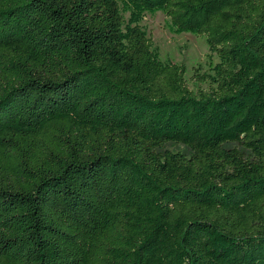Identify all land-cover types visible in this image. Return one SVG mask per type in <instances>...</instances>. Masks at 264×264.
<instances>
[{
    "label": "trees",
    "instance_id": "obj_1",
    "mask_svg": "<svg viewBox=\"0 0 264 264\" xmlns=\"http://www.w3.org/2000/svg\"><path fill=\"white\" fill-rule=\"evenodd\" d=\"M0 264H264V0H0Z\"/></svg>",
    "mask_w": 264,
    "mask_h": 264
},
{
    "label": "rangeland",
    "instance_id": "obj_2",
    "mask_svg": "<svg viewBox=\"0 0 264 264\" xmlns=\"http://www.w3.org/2000/svg\"><path fill=\"white\" fill-rule=\"evenodd\" d=\"M143 26L152 37L154 48L160 54L162 61L184 64L187 67V83L191 90H207L208 84H200L194 80V74L200 69L201 74H214V68L219 63L216 55L212 54L204 37L190 34L174 35L167 26V18L162 13L147 16Z\"/></svg>",
    "mask_w": 264,
    "mask_h": 264
}]
</instances>
